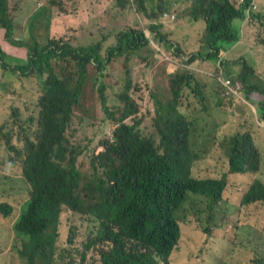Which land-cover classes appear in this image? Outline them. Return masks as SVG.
Instances as JSON below:
<instances>
[{"label":"trees","instance_id":"1","mask_svg":"<svg viewBox=\"0 0 264 264\" xmlns=\"http://www.w3.org/2000/svg\"><path fill=\"white\" fill-rule=\"evenodd\" d=\"M62 1L0 0V18L19 5L51 19L53 8L71 13L73 8ZM156 1L87 0L81 9L89 22L84 21L79 33H66L70 37L64 38L59 34L61 22L55 18L53 27L46 28L50 33L47 41L38 37L39 30L31 34L36 49L30 73L35 74L41 89L38 129L34 138L28 137L26 127L21 128V141L25 142L21 147L13 143L12 135L5 137L8 156L1 160H8L5 168L11 169L17 148V155L23 157L20 179L30 189L26 209L13 226L18 245H11L10 251L20 264H172L173 252L186 241L182 225L195 224L191 229L197 231L199 224L203 238L210 237L212 228L225 232L238 228L235 215L238 220L258 218L251 216L249 209L264 204V138L254 122L262 110L264 122V78L251 62L228 54L241 39L236 22L246 19L254 2L264 8V0H200L198 5L192 0L193 7L182 18L201 15L204 54L183 51L178 41L172 43L161 32L163 12L168 10L167 0H161L151 8L152 16L142 18L160 43L158 52L171 44L165 58L177 71L157 79L156 75L166 77L160 73L164 66L158 61V67L152 64L154 81H136L133 75L149 67L146 51L153 46L140 30L139 21L121 32L119 27L124 24L120 16L132 7L147 13L148 3ZM177 1L185 4L191 0ZM249 16L258 47L264 46L261 31L256 34L260 26L264 28V14ZM159 18L160 24L155 21ZM211 61L215 63L208 74L214 81L212 88L202 71L203 63ZM117 66H122L127 79H118ZM2 69L7 67L0 62ZM14 70L25 74L19 68ZM194 72L204 83L195 81ZM89 73L98 93L92 122L99 127L94 134L79 137L70 133V126ZM235 80L244 85L249 101L255 93L257 97L255 116L250 112L251 102L247 109V130L223 128L210 109L211 103L201 110L188 100L178 103L185 86L203 99L202 85L209 97L229 92ZM166 83L168 92L164 91ZM204 100L206 103V97ZM80 156L89 166L83 172L77 166ZM12 212L11 205L0 204L5 218ZM65 213L68 217L63 222ZM89 222L94 227L81 241V228ZM241 228L253 232L249 241L255 244L262 239L264 216L255 227L249 223ZM4 254L0 245V259Z\"/></svg>","mask_w":264,"mask_h":264},{"label":"rangeland","instance_id":"2","mask_svg":"<svg viewBox=\"0 0 264 264\" xmlns=\"http://www.w3.org/2000/svg\"><path fill=\"white\" fill-rule=\"evenodd\" d=\"M86 1L87 0L84 2L78 0H63V4L72 7L73 11L71 13H66L58 8H53L55 12L54 14L52 13L54 22L49 16L40 14L26 5L11 7L4 17L0 18V62L7 67L6 70H0V130L3 135V139L0 140V146L5 143L6 139L4 138L8 135L13 136V143L17 147L24 146L25 142L21 141V138L24 137L21 128L26 127L25 132L28 137L34 138L38 129L37 121L40 111L39 99L41 97V89L35 74L30 73L33 69L31 59L35 56L36 49L30 38L31 34L39 30L36 33L38 37H42L44 41H47L50 38V33L49 29L46 28L53 27L55 18L61 22L62 27L59 34L63 35L64 38L70 37V35L66 33H72L74 31L79 33L83 28L84 21L89 22V18L84 15L81 9L87 5ZM160 1L161 0H157L154 4L148 3L147 13L140 12L137 8L132 7V9L126 10L123 15L120 16L124 24L119 27V29L122 30L121 32L126 31L128 26H131V24L134 26L135 23L139 21L141 25L140 30L144 31L148 41L153 46L150 52L146 51L149 67H145L143 70L133 75V79L136 81L149 82L150 78L154 81L156 72L153 73L152 64L155 62L154 68H156L158 67V61L164 66V70L160 73H165L166 77L156 75L157 79H166L177 71V67L171 66L165 58V53L171 44L162 46L163 52H158L160 43L159 41L156 42L154 34L148 32L149 23L144 22L142 18L143 16L146 18L152 16L151 8L157 6ZM194 1L196 5H198L200 0ZM167 2L168 10H165L163 14L165 13V15L169 16V22L167 20H161L162 17L155 20L158 24H160V20L162 21L161 25L163 28L161 32L166 35L167 39L170 37L171 40L169 41H173L172 43L178 41L183 51L196 54L203 53L206 43L200 39L205 29L203 20L200 17L201 15L195 19L191 15L182 18L186 13L185 11H188L189 7H193V1H187L185 4H178L177 0H167ZM163 9L164 7L158 9L156 12ZM178 10L184 11L183 14L180 15ZM238 23L240 30L244 27V31H246V19ZM262 26L257 29L256 34L258 31H261L262 37L264 38V28ZM135 28L138 29V26ZM145 30L147 31L145 32ZM117 31L118 30L115 29L114 32L117 33ZM182 37L186 38L182 40ZM241 43L243 44L241 49L234 48L235 50L231 51V55H228H237V57L243 55L247 62L252 63L257 74L263 76L264 64L259 59L260 57L262 58L263 55L260 54L257 48V38L252 39L245 36ZM44 44L45 43H43V45ZM259 49L264 50V46H260ZM29 67H31V69L27 71ZM15 68L23 70L25 74L14 70ZM59 71H61L60 66ZM115 72L119 75L118 79H121V76H123L122 66H117ZM205 73L207 75L203 74V77L210 79V88H212L214 81L212 77L208 76L209 73H212V70ZM194 76L197 83H204L201 80V78H203L202 76H198L195 72ZM123 77L126 79L128 78L125 76ZM151 85L152 87L155 86L152 82ZM164 91L168 92L167 83ZM164 91H161L162 95H164ZM181 93L182 95L179 98L181 101L179 102L178 100V103L188 100L198 104L200 110L205 105L210 107L209 103H211V111H217L214 100L211 102L206 100V103H204L205 97L203 96L202 99L198 93L193 92L192 89L187 86L181 90ZM211 97L216 99V96ZM97 98L98 93L94 86L93 75L89 73L87 81L83 86V94L81 103L77 109V116L70 126V133H76L79 137H83L88 134L92 135L97 131L99 126H93L92 122V115L94 111H97ZM146 100L149 101V99ZM250 102L253 106L250 112L255 116V110L259 111L256 93L250 99ZM227 113L229 114V112ZM233 113L234 116H232V118L235 123L234 125L240 124L244 125L246 129L250 128L247 108L239 104L233 109ZM254 122L256 125V118ZM257 127L261 129L260 125H257ZM5 147L6 144L3 145V150L0 151V204L6 203L11 205L13 207V212L6 218L0 213V245H3V249L5 250L4 256L0 259V264H20L21 261L18 260L19 258L15 253L10 251L11 245H18L13 233V226L20 217V214L26 209V202L30 199V189H28V186L20 179V165L23 157L17 155V148L14 151L17 157L12 162V168L9 170L5 168L6 164L10 163L8 160L1 161L5 156H8L4 151ZM77 166L82 172L89 167L88 162L82 156L77 159ZM261 175L260 173L259 176L261 177ZM249 211L251 216L256 214L258 218L245 216L242 220H238L235 215L233 221L238 223V228L233 226L228 232L224 230L218 231L217 228H212L209 233L210 237H200L199 224L196 227L198 232L191 229L195 224L182 225L181 230L187 233L186 241L180 242L176 252L172 255L171 263L264 264V229L260 232L262 239H257L256 243L252 244L249 241V236L252 235L253 232L241 228L249 223L255 227L258 219L264 216V204H255V207L249 209ZM67 217L68 213H65L62 215L61 220L63 222L66 221ZM93 227L94 223L89 222L81 228V241ZM206 228L207 226L203 225L202 230L205 231ZM73 237H77V235L73 234Z\"/></svg>","mask_w":264,"mask_h":264},{"label":"clouds","instance_id":"3","mask_svg":"<svg viewBox=\"0 0 264 264\" xmlns=\"http://www.w3.org/2000/svg\"><path fill=\"white\" fill-rule=\"evenodd\" d=\"M254 5H255V2L253 3L252 7L246 11L247 17H246L245 25L247 27H249L251 29V31L248 29V32L246 34V32L244 31V27H242L243 29L240 32L241 39H240V41H238L234 44L235 45L234 48L235 47L240 48V49L242 48L243 44L241 42L244 40L245 36L250 37L252 39H254V37H255L253 26L250 23L251 17L249 16V13H255V14L262 13V14H264V8L263 7H257V5H256L257 10H253ZM164 20L165 19L163 18V21ZM254 22H257V20H255ZM243 58L244 57L242 55L241 59H243ZM170 65L177 67L175 64H172V63ZM234 83L235 84L232 85V87L230 89L231 92L219 94V97H218L216 103H220V107L217 108L216 112H214V116H219V118L221 120V126H228V127H230L231 130H234L235 132H240V131H244V130H238V128L242 127V125H240V124L234 125L235 123H234V120L232 118V116H234L233 109H235L239 104H241L245 108H249L250 101H249V97H247V94L244 92V90H245L244 85L238 80H235ZM262 102H264V96L261 94V103ZM227 112H229V114ZM262 117H263V110L261 111V113H256V117H255L256 118V127H257V125L261 126V129H259L257 127V130L259 131L261 137L264 136V131H263L264 130V122L261 120ZM175 252H176V250L173 252V254ZM170 259H172V256Z\"/></svg>","mask_w":264,"mask_h":264},{"label":"crops","instance_id":"4","mask_svg":"<svg viewBox=\"0 0 264 264\" xmlns=\"http://www.w3.org/2000/svg\"><path fill=\"white\" fill-rule=\"evenodd\" d=\"M236 24H237V26H239V23H238V21L236 22ZM263 24H264V22H263ZM248 29L251 31V29L249 28V27H247V29H246V34H247V32H248ZM186 37H182L181 39L183 40V39H185ZM177 42V41H176ZM262 45V44H261ZM260 45V46H261ZM178 45L176 44L175 45V47H177ZM236 48V47H235ZM233 50H235L234 49V46L232 47V49L230 50V52H229V54L231 55V51H233ZM258 50H259V52H260V54H262L263 55V57L261 58H259L260 60H261V62L264 64V50H261V49H259V47H258ZM206 51L205 50H203V53H205ZM196 54V53H195ZM232 56H236L237 57V55H232ZM184 57V59H187L185 56H183ZM214 65H215V63L214 62H208V63H203V69L204 70H202V71H204V72H207V71H210V70H212V69H214ZM262 78H264V73H263V76H262ZM203 86V93H204V96L206 97V99H207V101H209V102H211V101H215V104H216V102H217V99H218V97H219V94H216V95H214V96H216V99L214 98V97H211V96H207V94H206V88H205V85H202ZM248 109V108H247ZM256 111V110H255ZM223 128H228V129H230V127H228V126H223ZM231 130V129H230ZM237 130V129H236ZM238 130H247L246 129V127H244V125H242V127L241 128H238ZM234 131V130H233ZM259 132V131H258ZM260 134V133H259ZM262 138H264V136L262 137ZM261 167L262 168H264V156L262 157V162H261Z\"/></svg>","mask_w":264,"mask_h":264},{"label":"built area","instance_id":"5","mask_svg":"<svg viewBox=\"0 0 264 264\" xmlns=\"http://www.w3.org/2000/svg\"><path fill=\"white\" fill-rule=\"evenodd\" d=\"M253 10H257V7L254 5L253 6ZM165 20H167V21H169V16L168 15H165V18H164ZM172 19H174V18H172ZM225 85H227L228 87L227 88H229V86H230V81L228 82H226L225 83ZM231 87H232V85H231ZM231 87H230V89H231ZM229 92H231L230 90H229Z\"/></svg>","mask_w":264,"mask_h":264}]
</instances>
